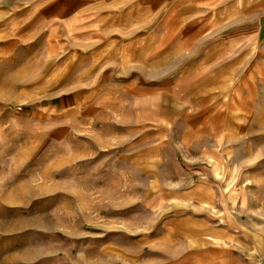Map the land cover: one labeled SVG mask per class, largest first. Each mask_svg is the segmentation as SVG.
Wrapping results in <instances>:
<instances>
[{
	"label": "rangeland",
	"instance_id": "rangeland-1",
	"mask_svg": "<svg viewBox=\"0 0 264 264\" xmlns=\"http://www.w3.org/2000/svg\"><path fill=\"white\" fill-rule=\"evenodd\" d=\"M180 1L0 0V264H264V23Z\"/></svg>",
	"mask_w": 264,
	"mask_h": 264
},
{
	"label": "crops",
	"instance_id": "crops-1",
	"mask_svg": "<svg viewBox=\"0 0 264 264\" xmlns=\"http://www.w3.org/2000/svg\"><path fill=\"white\" fill-rule=\"evenodd\" d=\"M180 3H184L180 5L183 25L191 26L200 39L185 46L179 40L174 47L207 50L211 60L233 49L249 30L264 23V0H181Z\"/></svg>",
	"mask_w": 264,
	"mask_h": 264
}]
</instances>
